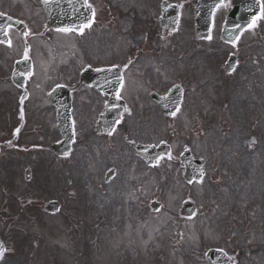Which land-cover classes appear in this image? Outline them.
<instances>
[{
    "label": "rangeland",
    "instance_id": "374dc122",
    "mask_svg": "<svg viewBox=\"0 0 264 264\" xmlns=\"http://www.w3.org/2000/svg\"><path fill=\"white\" fill-rule=\"evenodd\" d=\"M90 1L94 21L73 43L61 31L30 40L35 76L60 64L75 71L85 57L106 63L115 56L128 62L129 111L100 134L90 100L80 94L64 157L48 149L58 133L41 93L23 102L26 112L11 117V127L0 119V264H206L210 246L228 249L235 264H264V31L253 27L232 48L219 38L217 12L211 37L193 39L191 0H183L176 30L160 36V0ZM0 8L24 13L33 26L42 16L34 0H0ZM233 49L236 67L225 72ZM9 60L3 56L1 66ZM175 81L185 88L184 101L165 117L148 90ZM35 84L43 86L29 81V88ZM9 99L0 100L1 118ZM129 140H165L171 151L146 165ZM185 146L206 161L199 181L181 177L177 156ZM185 198L196 207L188 218L178 214ZM49 199L60 201L55 212L43 209ZM152 199L161 203L156 211Z\"/></svg>",
    "mask_w": 264,
    "mask_h": 264
},
{
    "label": "water",
    "instance_id": "95a60500",
    "mask_svg": "<svg viewBox=\"0 0 264 264\" xmlns=\"http://www.w3.org/2000/svg\"><path fill=\"white\" fill-rule=\"evenodd\" d=\"M44 5L48 23L50 26L55 28H74L78 29L83 24L87 23L90 19V8L88 7L86 0H41ZM222 0H195L194 6V27L195 32L198 33L200 37H208L210 35V26L212 20V14L218 4ZM240 4H234L230 7L226 13L225 21L222 25L221 37L226 41H233L239 31L245 27L252 16L256 13L252 8V2L249 0L245 8L239 6ZM171 17L167 19L165 9H162V16L160 17V22L169 20L170 26L176 21L177 18V9L173 8ZM167 19V20H165ZM6 24H11L20 28L19 24L13 22H7ZM54 96L52 100L55 102ZM111 101V100H110ZM109 111V109L107 108ZM112 111H110L111 113ZM109 113V114H110ZM108 115V114H107ZM118 118V114L111 119L110 126L113 125ZM57 126L62 135L63 140L61 143L53 146V149L58 154H64L69 150V145L72 140V131H71V121L70 115L64 110L61 109V106L58 107V117H57ZM139 154H141L148 162H151L157 154L165 151V145L162 144L159 147L155 146H141L138 148L133 147ZM147 149V151H143ZM182 159L185 161V178L190 179L194 177L196 179L200 178L203 172V161L194 160L192 155L189 153V150L184 153ZM52 203V202H51ZM54 206L53 204H48ZM192 208L189 209L187 205L184 206L183 213L189 214ZM1 251V244H0ZM206 258L210 264H231V260L228 256H224L223 253L219 251L209 250L206 253Z\"/></svg>",
    "mask_w": 264,
    "mask_h": 264
},
{
    "label": "flooded vegetation",
    "instance_id": "af4514ba",
    "mask_svg": "<svg viewBox=\"0 0 264 264\" xmlns=\"http://www.w3.org/2000/svg\"><path fill=\"white\" fill-rule=\"evenodd\" d=\"M260 2H261V14L257 18L254 19L255 23H252V25L256 26L258 24L261 28L262 27L264 28V0H260ZM93 7L95 8V6H93ZM41 10H42V8H41ZM38 17H39V15L37 16V18ZM43 17L38 18V20L42 21ZM92 22L89 25L83 27L78 32H76L74 30H67V31L64 30V32H67L70 35V41L73 43L74 40H75V37L78 34L83 33L86 29L91 27ZM164 29L166 31L162 30V28H160V36H166L167 34H169V32H167L168 29L167 28H164ZM50 33H52V31H50ZM6 45L9 46V48L4 47V48H7L4 54L9 55L10 56V60L7 62L5 67L3 65L1 66V64H3V63H0V67L3 70L6 69L3 72L0 71V83L2 85H4L1 88L0 97H1V99H4V98H8V99L10 98L9 100L14 99L13 101H8L10 104H8L7 106H8L9 112L11 114H13V115L16 114L17 116L20 117V115L22 114L23 101L27 100L26 102H28L30 97H35V96H38L40 94V93H38L39 90H40V88L37 87L38 84H35L36 86H34V87L31 86V88H29V81H32V82H35V83H41L43 85V78L39 79V78H37L35 76L34 62L32 61L33 60V56H32L31 50H30V52L27 55L29 56V58H31V63H32L31 64V69L27 73H23L22 70H18V73H17V77L18 76H22V75L25 76L24 77V82H25L24 87L26 89V94H25V98L22 99V97H23V89H22L21 85L18 86L14 81H12V75H13V72L15 70V66H14L15 61L23 57V54H25V49L22 50L21 53H20L17 48H14V47L10 46V41L9 40H8V42H6ZM87 63H89V62H87ZM85 65L86 64L83 63L82 67L79 70L81 71V69ZM46 75H48V74L46 73ZM121 86H122V84H121ZM77 90H78V92L87 93V98L90 100L89 102L92 105L91 106L92 107V109H91L92 113L94 115L95 114L97 115L101 111V106H102V103H103V101L105 99V95L103 93L95 90L94 88L84 84L83 82L78 83ZM118 92L120 93V95L123 98L125 97L123 95V92L121 91V88H120V91H118ZM127 92L128 91H126V93ZM73 95H74V93H73ZM79 95L80 94H78V96ZM136 96L138 97V95H136ZM84 101L85 100H83L82 102H84ZM76 102H78V99L73 100V102H72V113L75 112Z\"/></svg>",
    "mask_w": 264,
    "mask_h": 264
},
{
    "label": "snow or ice",
    "instance_id": "6c2138e0",
    "mask_svg": "<svg viewBox=\"0 0 264 264\" xmlns=\"http://www.w3.org/2000/svg\"><path fill=\"white\" fill-rule=\"evenodd\" d=\"M253 23H255V21H253ZM252 25H249V27H251ZM65 31H67V29H65ZM175 113H173V115H174Z\"/></svg>",
    "mask_w": 264,
    "mask_h": 264
}]
</instances>
